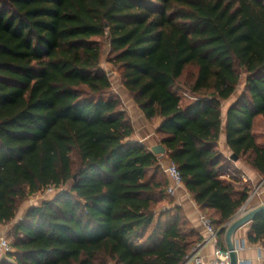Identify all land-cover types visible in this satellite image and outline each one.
<instances>
[{
    "label": "trees",
    "instance_id": "16d2710c",
    "mask_svg": "<svg viewBox=\"0 0 264 264\" xmlns=\"http://www.w3.org/2000/svg\"><path fill=\"white\" fill-rule=\"evenodd\" d=\"M106 36L122 83L148 118H163L161 143L220 234L251 191L221 177L230 159L218 147L240 69L227 141L264 176V0H0V222L61 189L28 209L0 264H183L194 246L181 207L165 218L158 208L170 178L130 139L101 67ZM189 66L193 81L179 88ZM248 238L264 240V211Z\"/></svg>",
    "mask_w": 264,
    "mask_h": 264
},
{
    "label": "crops",
    "instance_id": "0c3cea01",
    "mask_svg": "<svg viewBox=\"0 0 264 264\" xmlns=\"http://www.w3.org/2000/svg\"><path fill=\"white\" fill-rule=\"evenodd\" d=\"M119 91V92H118ZM118 94L122 98V102L124 108L128 112L132 124L134 127V132L130 137L131 140L140 141L145 143L151 150L152 146L161 143V138L159 134V127L162 123L163 118H148L145 113L142 111L140 106L135 102L133 97L131 96L128 89L122 84L117 89ZM188 94V92L184 91ZM242 92L234 93L230 98L222 101V118H223V127L219 140V149L222 153L230 159V163L228 166L222 170L221 177L232 182L237 188L250 187L252 188L254 184L259 182L264 176L254 168L246 158L241 157L238 160L232 158L233 150L228 144L227 141V133L225 129L227 114L230 106L240 97ZM189 96V95H188ZM256 125L258 133H260V141L264 143V117L259 115L256 119ZM160 163L166 164L170 160V156L168 152L165 154H157ZM245 178H250L251 180L245 181ZM59 188H57L58 190ZM56 190V191H57ZM251 192V191H250ZM49 194H55L56 192H48ZM56 196V195H55ZM54 196V197H55ZM51 198H43L40 203H23L18 211L16 217L10 221L9 223H1L0 222V236L6 235L8 238L12 229L25 218L26 213L30 207L37 206L42 204L46 200H51ZM174 199L172 202H165L162 211H170L166 213L163 217L173 216L175 206L181 207L188 225L194 229L193 241L194 246L191 249L190 253L193 254L195 248H199V244L203 243L202 247L198 250V255L202 257L203 261H210L216 257V252L218 249L223 248L221 246L222 241L226 242V231L220 234V229L218 230L217 240H210V232L206 224L202 220V214L207 212H211V210H203L201 206L196 202L194 197L189 192L188 188L184 184L177 192L176 195L173 196ZM162 202V203H163ZM246 203V209H252L260 204L264 203V189L261 191L259 195H256L251 201ZM244 203V204H245ZM239 211V210H238ZM237 211V212H238ZM237 213L233 216H235ZM252 221L247 222L243 226H241L234 234V240L237 245H244L242 249L239 250L238 256L239 260L243 264H264V240L258 242H250L248 238V233L251 229ZM12 260L13 258L10 257ZM195 259H186L183 264H195Z\"/></svg>",
    "mask_w": 264,
    "mask_h": 264
},
{
    "label": "built area",
    "instance_id": "2783aa9c",
    "mask_svg": "<svg viewBox=\"0 0 264 264\" xmlns=\"http://www.w3.org/2000/svg\"><path fill=\"white\" fill-rule=\"evenodd\" d=\"M163 168L169 175V183L166 188V192L169 196H174L177 194L178 190L184 185V178L181 169L179 168L178 164L170 158L168 163L163 164ZM251 180L250 178H245V181ZM264 189V177L254 184V186L251 188V192L249 195V198L247 200V203L251 201L256 195H259L261 191ZM47 192H55L57 190V187L54 185L48 186L44 189ZM246 203L239 209L237 212V215L235 218H238L248 212L251 209H246ZM253 209V208H252ZM202 220L206 224V226L209 229L210 232V240H217L218 236V229L213 225L212 220L209 216L202 214ZM232 221L227 223V226L231 224ZM203 243L199 244V248H195V251H193V254L190 253L186 259H195V264H230V252L228 248L223 249L220 248L216 252V257L210 261H203L202 257L199 256L198 250L202 247ZM244 245H237L236 248L239 252L240 249H242ZM13 251V245L11 243V240L6 235L0 236V260L8 257L9 253ZM243 264V263H239Z\"/></svg>",
    "mask_w": 264,
    "mask_h": 264
},
{
    "label": "rangeland",
    "instance_id": "374dc122",
    "mask_svg": "<svg viewBox=\"0 0 264 264\" xmlns=\"http://www.w3.org/2000/svg\"><path fill=\"white\" fill-rule=\"evenodd\" d=\"M100 40H101V46H102L101 67H103L106 70V72L109 74V76H110V78L112 80V83H113V90L115 92H117V89L119 90L120 86L123 84L122 83L121 69H119L118 66L114 65L110 61V58H111V53H110L111 46H110L109 38L107 36L106 37H101ZM196 69L197 68L195 66H189L187 68V70L185 72L184 79L181 81L180 86L178 84L179 88L185 89V88H183L182 83H191L193 81V78H194L193 74H195ZM240 71H241L240 83L238 84V87H237V89H236V91L234 93L243 92V90L246 87L247 73L244 70H242V69H240ZM183 94H184L185 98L188 95L184 91H183ZM65 188H68V187H65ZM60 191H61V189H58L57 191H55L56 192L55 194H49L47 191L42 189V190L30 195L23 203H25V204L26 203L27 204L28 203H34V204L35 203H40L43 198L54 197ZM173 199H174L173 196H169L167 193H165L166 202L170 203V202L173 201ZM23 203L21 204V206L24 205ZM164 204H165V202L159 204L158 208L159 209H161V208L163 209ZM9 239L13 240L12 235L9 236Z\"/></svg>",
    "mask_w": 264,
    "mask_h": 264
},
{
    "label": "water",
    "instance_id": "95a60500",
    "mask_svg": "<svg viewBox=\"0 0 264 264\" xmlns=\"http://www.w3.org/2000/svg\"><path fill=\"white\" fill-rule=\"evenodd\" d=\"M152 151L155 154H165L167 152V148L163 143L156 144L152 146ZM232 158L238 160L236 155H232ZM262 211H264V203L260 204L259 206L254 207L253 209L249 210L242 216L238 218L232 217L231 224L226 229V242L227 248L230 252V264H239V256L238 251L236 248V242L234 240L235 232L247 222L253 221V219ZM222 231V230H220Z\"/></svg>",
    "mask_w": 264,
    "mask_h": 264
}]
</instances>
